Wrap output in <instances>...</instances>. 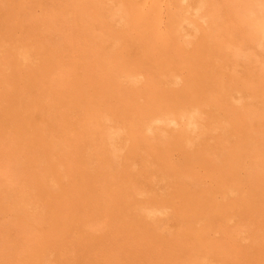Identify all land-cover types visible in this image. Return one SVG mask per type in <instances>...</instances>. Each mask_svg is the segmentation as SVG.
<instances>
[{
  "label": "rangeland",
  "instance_id": "rangeland-1",
  "mask_svg": "<svg viewBox=\"0 0 264 264\" xmlns=\"http://www.w3.org/2000/svg\"><path fill=\"white\" fill-rule=\"evenodd\" d=\"M0 4V264H264V0Z\"/></svg>",
  "mask_w": 264,
  "mask_h": 264
},
{
  "label": "bare ground",
  "instance_id": "bare-ground-1",
  "mask_svg": "<svg viewBox=\"0 0 264 264\" xmlns=\"http://www.w3.org/2000/svg\"><path fill=\"white\" fill-rule=\"evenodd\" d=\"M0 1H1V0H0ZM3 1H4V0H3ZM15 1H16V0H15ZM41 1H42V0H41ZM55 1H56V0H55ZM61 1H62V0H61ZM165 1H166V0H165ZM224 1H225V0H224ZM250 1H251V0H250ZM253 1H254V0H253ZM44 2H45V1H44ZM215 2H217V1H215ZM242 2H243V1H242ZM102 3H103V2H102ZM44 4H46V2H45ZM44 4H43V5H44ZM47 4H49V3H47ZM162 4H164V2H163ZM242 4H243V3H242ZM252 4H253V2H252ZM0 5H1V4H0ZM21 5H22V4H21ZM41 5H42V4H41ZM67 5H68V4H67ZM76 5H77V4H76ZM148 5H149V4H148ZM169 5H170V4H169ZM23 6L25 7V5H23ZM56 6H57V5H56ZM146 6H147V5H146ZM218 6H219V5H218ZM221 6H222V4H221ZM245 6H246V4H245ZM253 6H254V4H253ZM45 7L47 8L46 5L44 6V9H45ZM49 7H50V6H49ZM49 7H48V8H49ZM52 7H53V6H52ZM96 7H97V6H96ZM163 7H164V5H163ZM228 7H229V6H228ZM234 7H235V6H234ZM243 7H244V5H243ZM26 8H27V6H26ZM219 8H220V7H219ZM252 8H253V7H252ZM1 9H2V8H1ZM3 9H4V7H3ZM24 9H25V8H24ZM42 9H43V8H42ZM56 9H57V8H56ZM217 9H218V8H217ZM231 9H232V8H231ZM241 9H244V8H241ZM38 10H39V9H38ZM46 10H48V9H46ZM54 10H55V9H54ZM97 10H98V8H97ZM107 10H108V9H107ZM107 10H105V11H107ZM226 10H227V9H226ZM228 10H229V9H228ZM245 10H247V9H245ZM257 10H258V9H257ZM22 11H23V10H22ZM24 11H25V10H24ZM24 11H23V12H24ZM100 11H101V10H100ZM251 11H253V10L251 9ZM262 11H263V10H262ZM45 12H46V11H45ZM64 12H65V11H64ZM163 12H164V11H163ZM247 12H248V11H247ZM256 12H257V11H256ZM5 13H6V12H5ZM19 13H21V11H20ZM29 13H30V12H29ZM121 13H122V12H121ZM213 13H214V12H213ZM219 13H220V12H219ZM225 13L227 14L228 11L225 12ZM259 13H260V12H259ZM21 14H22V13H21ZM21 14H20V15H21ZM37 14H38V13H37ZM58 14H59V13H58ZM220 14H221V13H220ZM234 14H235V13H234ZM242 14H243V13H242ZM1 15H2V14H1ZM20 15H19V16H20ZM222 15H223V14H222ZM222 15H221V16H222ZM231 15H232V14H231ZM250 15H251V13H250ZM4 16H6V15H4ZM26 16H27V15H26ZM111 16H112V15H111ZM115 16H116V15H115ZM182 16H183V15H182ZM233 16H234V15H233ZM238 16H239V15H238ZM2 17H3V16H2ZM28 17H29V16H28ZM30 17H34V16H31V15H30ZM103 17H104V16H103ZM163 17H164V16H163ZM222 17H223V16H222ZM224 17H225V16H224ZM230 17H231V16H230ZM255 17H256V16H255ZM259 17H260V16H259ZM19 18H20V17H19ZM106 18H107V15H106ZM110 18H111V17H110ZM216 18H217V17H216ZM239 18H240V16H239ZM246 18H247V16H246ZM26 19H27V18H26ZM212 19H213V18H212ZM241 19H243V18H241ZM250 19H251V18H250ZM262 19H263V18H262ZM21 20H22V19H21ZM86 20H87V19H86ZM110 20H111V19H110ZM110 20H109V21H110ZM210 20H211V19H210ZM210 20H208V21H210ZM221 20H222V19H221ZM231 20H232V19H231ZM253 20H254V19H253ZM17 21H18V20H17ZM22 21H23V20H22ZM47 21H48V20H47ZM58 21H59V20H58ZM109 21H108V22H109ZM211 21H212V20H211ZM243 21H244V20H243ZM32 22H33V21H32ZM60 22H61V21H60ZM214 22L216 23V21H214ZM24 23H25V22H24ZM29 23H30V22H29ZM109 23H110V22H109ZM209 23H210V22H209ZM236 23H238V21H237ZM241 23H242V22H241ZM10 24H11V23H10ZM26 24H27V23H26ZM229 24H230V23H229ZM234 24H235V23H234ZM53 25H54V24H53ZM59 25H60V24H59ZM112 25H113V24H112ZM126 25H127V24H126ZM219 25H220V24H219ZM226 25H228V24H226ZM241 25H242V24H241ZM249 25H250V24H249ZM256 25H257V24H256ZM60 26H61V25H60ZM162 26H163V25H162ZM211 26H212V25H211ZM214 26H215V25H214ZM239 26H240V25H239ZM244 26H245V25H244ZM232 27H233V26H232ZM240 27H241V26H240ZM247 27H248V26H247ZM13 28H14V27H13ZM26 28H27V27H26ZM67 28H68V27H67ZM88 28H89V27H88ZM208 28H209V27H208ZM229 28H230V27H229ZM209 29H211V28H209ZM13 30H14V29H13ZM26 30H27V29H26ZM59 30H61V29L59 28ZM247 30H248V29H247ZM22 31H24V30H22ZM64 31H65V30H64ZM89 31H90V30H89ZM248 31H249V30H248ZM20 32H21V31H20ZM108 32H109V31H108ZM213 32H214V31H213ZM221 32H222V31H221ZM21 33H22V32H21ZM24 33H25V32H24ZM64 33H65V32H64ZM96 33H97V31H96ZM173 33H174V32H173ZM247 33H248V32H247ZM249 33H250V32H249ZM249 33H248V34H249ZM62 34H63V33H62ZM62 34H61V35H62ZM170 34H171V33H170ZM215 34H216V33H215ZM227 34H228V33H227ZM239 34H240V33H239ZM20 35H21V34H20ZM93 35L95 36V34H93ZM98 35H99V34H98ZM243 35H245V34H243ZM249 35H250V34H249ZM65 36H66V35H65ZM87 36H88V35H87ZM101 36H102V35H101ZM101 36H100V37H101ZM133 36H134V34H133ZM175 36H176V35H175ZM221 36H222V35H221ZM225 36H226V35H225ZM227 36H228V35H227ZM235 36H236V34H235ZM240 36H241V35H240ZM247 36H248V35H247ZM251 36H253V35H251ZM46 37H47V35H46ZM57 37H59V35H58ZM67 37H68V36H67ZM67 37H66V38H67ZM100 37H99V38H100ZM102 37H103V36H102ZM102 37H101V38H102ZM105 37H106V36H105ZM204 37H206V36H204ZM208 37H209V36H208ZM222 37H223V36H222ZM263 37H264V36H263ZM64 38H65V37H64ZM90 38H91V36H90ZM92 38H93V37H92ZM199 38H200V37H199ZM224 38H225V37H224ZM230 38H231V37H230ZM234 38H235V37H234ZM239 38H240V37H239ZM242 38H243V37H242ZM245 38H246V35H245ZM247 38H248V37H247ZM2 39H3V38H2ZM45 39H46V38H45ZM50 39L54 40L53 38H50ZM60 39H61V38H60ZM80 39H81V38H80ZM161 39H162V38H161ZM193 39H195V38H193ZM196 39H197V38H196ZM205 39H206V38H205ZM235 39H236V38H235ZM256 39H257V38H256ZM256 39H255V40H256ZM40 40H41V38H40ZM43 40H44V39H43ZM56 40H57V39H56ZM56 40H55V41H56ZM65 40H66V39H65ZM72 40H73V39H72ZM87 40H88V39H87ZM94 40H95V39H94ZM98 40H99V39H98ZM98 40H97V42H98ZM104 40H105V38H104ZM239 40H242V39L240 38ZM50 41H51V40H50ZM105 41H106V40H105ZM126 41H127V40H126ZM188 41H189V40H188ZM205 41H206V40H205ZM243 41H244V40H243ZM257 41H258V39H257ZM24 42H25V40H24ZM26 42H27V41H26ZM39 42H40V41H39ZM43 42H44V41H43ZM53 42H54V41H53ZM91 42H92V41H91ZM95 42H96V41H95ZM97 42H96V43H97ZM207 42H208V40H207ZM207 42H206V43H207ZM229 42H230V41H229ZM236 42H237V41H236ZM252 42H253V40H252ZM46 43H47V42H46ZM51 43H52V42H51ZM66 43H67V42H66ZM89 43H90V41H89ZM170 43H171V42H170ZM176 43H178V42H176ZM199 43H200V42H199ZM220 43H221V42H220ZM227 43H228V42H227ZM47 44H48V43H47ZM52 44H53V43H52ZM52 44H50V46H51ZM54 44H55V43H54ZM54 44H53V46H54ZM56 44H57V43H56ZM80 44H81V43H80ZM90 44H91V43H90ZM99 44H100V43H99ZM103 44H104V43H102V45H103ZM110 44H111V43H110ZM112 44H113V43H112ZM196 44H197V43H196ZM234 44H235V43H234ZM246 44H247V43H246ZM32 45H33V44H32ZM44 45H46V44H44ZM59 45H60V44H59ZM147 45H148V44H147ZM236 45H237V44H236ZM88 46H90V45H88ZM119 46H120V45H119ZM137 46H138V45H137ZM164 46H165V45H164ZM185 46H186V45H185ZM238 46H239V45H238ZM238 46H237V47H238ZM42 47H43V46H42ZM77 47H78V46H77ZM97 47H98V46H97ZM145 47H146V46H145ZM145 47H144V48H145ZM167 47H168V46H167ZM226 47H227V46H226ZM240 47H241V46H240ZM246 47H247V46H246ZM246 47H245V48H246ZM26 48H27V47H26ZM58 48H59V47H58ZM91 48H93V46H91ZM171 48H172V47H171ZM217 48H218V47H217ZM222 48H223V47H222ZM69 49H70V48H69ZM89 49H90V48H89ZM108 49H110V48H108ZM112 49H113V48H112ZM125 49H126V48H125ZM188 49H189V48H188ZM227 49H228V48H227ZM239 49H240V48H239ZM58 50H59V49H58ZM76 50H77V49H76ZM84 50H85V49H84ZM129 50H130V49H129ZM175 50H176V49H175ZM208 50H209V49H208ZM247 50H248V49H247ZM253 50H254V49H253ZM31 51H32V50H31ZM153 51H154V50H153ZM182 51H183V50H182ZM185 51H186V50H185ZM231 51H232V50H231ZM4 52H5V51H4ZM55 52H56V51H55ZM65 52H66V51H65ZM87 52H88V51H87ZM104 52H105V50H104ZM104 52H103V53H104ZM159 52H160V51H159ZM176 52H177V51H176ZM190 52H191V51H190ZM203 52H204V51H203ZM241 52H242V51H241ZM57 53H58V52H57ZM61 53H62V52H61ZM126 53H127V52H126ZM151 53H152V52H151ZM182 53H183V52H182ZM187 53H188V52H187ZM209 53H210V52H209ZM223 53H224V52H223ZM223 53H222V54H223ZM33 54H34V53H33ZM69 54H70V53H69ZM97 54H99V53H97ZM131 54H132V53H131ZM136 54H137V52H136ZM178 54H179V53H178ZM188 54H189V53H188ZM188 54H187V55H188ZM217 54H218V53H217ZM66 55H67V54H66ZM87 55H88V53H87ZM95 55H96V54H95ZM100 55H101V54H100ZM152 55H153V54H152ZM154 55H155V54H154ZM162 55H163V54H162ZM225 55H226V53H225ZM230 55H231V54H230ZM0 56H2V55H0ZM33 56H34V55H33ZM60 56H61V55H60ZM90 56H91V55H90ZM128 56H129V55H128ZM145 56H146V55H145ZM178 56H179V55H178ZM36 57H37V56H36ZM87 57H88V56H87ZM100 57H101V56H100ZM124 57H125V56H124ZM148 57H149V56H148ZM158 57H159V56H158ZM160 57H161V56H160ZM160 57H159V58H160ZM186 57H187V56H186ZM230 57H231V56H230ZM239 57H240V56H239ZM241 57H242V56H241ZM168 58H169V57H168ZM232 58H233V57H232ZM37 59H38V58H37ZM62 59H63V58H62ZM95 59H96V58H95ZM132 59H133V58H132ZM132 59H131V60H132ZM163 59H164V58H163ZM163 59H162V60H163ZM170 59H171V58H170ZM179 59H180V58H179ZM183 59H184V58H183ZM193 59H195V58H193ZM66 60H67V59H66ZM166 60H167V59H166ZM202 60H203V59H202ZM237 60H238V59H237ZM255 60H256V59H255ZM83 61H84V60H83ZM86 61H87V60H86ZM127 61H128V60H127ZM132 61H135V60H132ZM142 61H143V60H142ZM184 61H185V59H184ZM204 61H205V60H204ZM217 61H218V60H217ZM107 62H108V61H107ZM245 62H246V61H245ZM110 63H111V62H110ZM156 63H157V62H156ZM202 63H203V62H202ZM219 63H220V62H219ZM1 64H2V63H1ZM9 64H10V63H9ZM144 64H145V63H144ZM181 64H182V63H181ZM224 64H225V63H224ZM229 64H230V63H229ZM243 64H244V62H243ZM2 65H3V64H2ZM202 65H203V64H202ZM215 65H216V64H215ZM218 65H219V64H218ZM236 65H237V64H236ZM238 65H239V64H238ZM4 66H5V65H4ZM91 66H92V65H91ZM96 66H97V64H96ZM132 66H133V65H132ZM209 66H211V65H209ZM240 66H241V65H240ZM1 67H2V66H1ZM64 67H65V66H64ZM68 67H69V66H68ZM144 67H145V66H144ZM233 67H234V66H233ZM245 67H246V66H245ZM123 68H124V67H123ZM221 68L223 69V67H221ZM227 68H228V67H227ZM260 68H261V67H260ZM33 69H34V68H33ZM36 69H37V68H36ZM170 69H171V68H170ZM210 69H211V68H210ZM229 69H230V68H229ZM59 70H60V69H59ZM64 70H65V69H64ZM223 70H225V68H224ZM246 70H247V69H246ZM32 71H33V70H32ZM65 71H66V70H65ZM146 71H147V70H146ZM187 71H188V70H187ZM234 71H235V70H234ZM258 71H259V70H258ZM20 72H21V71H20ZM20 72H19V73H20ZM66 72H67V71H66ZM66 72H65V73H66ZM165 72H166V70H165ZM7 73H8V72H7ZM114 73H115V72H114ZM114 73H113V74H114ZM126 73H127V72H126ZM221 73H222V72H221ZM13 74H14V73H13ZM27 74H28V73H27ZM109 74H110V73H109ZM123 74H124V73H123ZM230 74H231V73H230ZM230 74H229V75H230ZM7 75H8V74H7ZM11 75H12V74H11ZM17 75H18V74H17ZM29 75H30V74H29ZM141 75H142V73H141ZM156 75H157V74H156ZM212 75H213V73H212ZM217 75H218V74H217ZM233 75H235V77H236V74H233ZM233 75H232V76H233ZM247 75H249V74H247ZM255 75H256V74H255ZM2 76H3V75H2ZM2 76H0V77H2ZM214 76H215V75H214ZM245 76H246V75H245ZM13 77H14V76H13ZM104 77H105V76H104ZM155 77H156V76H155ZM160 77H161V76H160ZM235 77H234V78H235ZM123 78H124V77H123ZM203 78H204V77H203ZM220 78H221V76H220ZM222 78H223V77H222ZM237 78H238V77H237ZM239 78H240V76H239ZM9 79H10V78H9ZM27 79H28V78H27ZM108 79H109V78H108ZM119 79H120V78H119ZM141 79H142V78H141ZM148 79H149V78H148ZM197 79H198V78H197ZM216 79H217V78H216ZM114 80H115V79H114ZM116 80H117V79H116ZM121 80H123V79H121ZM121 80H120V81H121ZM145 80H146V79H145ZM11 81H12V80H11ZM17 81H18V80H17ZM21 81H22V80H21ZM23 81H24V80H23ZM111 81H112V80H111ZM124 81H125V80H124ZM142 81H143V80H142ZM142 81H141V83H142ZM146 81H147V80H146ZM193 81H195V80H193ZM197 81H198V80H197ZM212 81H213V80H212ZM242 81H243V80H242ZM55 83H56V81H55ZM126 83H127V81H126ZM141 83H140V84H141ZM188 83H189V81H188ZM229 83H230V81H229ZM29 84H30V83H29ZM186 84H187V83H186ZM198 84H199V83H198ZM22 85H23V84H22ZM26 85H27V84H26ZM42 85H43V84H42ZM57 85H58V84H57ZM102 85L104 86V84H102ZM193 85H195V84H193ZM219 85H220V84H219ZM231 85H232V84H231ZM17 86H18V85H17ZM43 86H44V85H43ZM95 86H96V85H95ZM110 86H111V85H110ZM122 86H123V85H122ZM126 86H127V85H126ZM52 87H53V86H52ZM101 87H102V86H101ZM105 87H107V86H105ZM123 87H124V86H123ZM184 87H185V85H184ZM203 87H204V86H203ZM209 87H210V86H209ZM53 88H54V87H53ZM83 88H84V87H83ZM116 88H117V87H116ZM121 88H122V87H121ZM128 88H129V87H128ZM182 88H183V87H182ZM218 88H219V87H218ZM51 89H52V88H51ZM79 89H80V88H79ZM105 89H106V88H105ZM126 89H127V88H126ZM157 89H158V88H157ZM193 89H195V88H193ZM207 89H209V88L207 87ZM207 89H206V90H207ZM42 90H43V89H42ZM112 90H113V89H112ZM117 90H118V89H117ZM169 90H171V89H169ZM178 90H179V89H178ZM98 91H99V90H98ZM131 91H132V90H131ZM126 92H127V91H126ZM214 92H215V91H214ZM227 92H228V91H227ZM51 93H52V92H51ZM75 93H77V92H75ZM92 93H93V92H92ZM101 93H102V92H101ZM121 93L124 94V92H121ZM204 93H205V92H204ZM204 93H203V94H204ZM234 93H235V92H234ZM115 94H116V92H115ZM198 94H199V93H198ZM200 94H201V93H200ZM200 94H199V95H200ZM57 95H58V94H57ZM70 95H71V94H70ZM107 95H108V94H107ZM125 95H126V94H125ZM147 95H148V94H147ZM242 95H243V94H242ZM19 96H20V95H19ZM35 96H36V95H35ZM84 96H85V95H84ZM200 96H201V95H200ZM207 96H208V95H207ZM207 96H206V97H207ZM116 97H117V96H116ZM31 98H33V97H31ZM35 98H36V97H35ZM84 98H85V97H84ZM120 98H122V97H120ZM200 98H201V97H200ZM231 98H232V97H231ZM29 99H30V97H29ZM217 99H218V97H217ZM217 99H216V100H217ZM224 99H225V98H224ZM228 99H229V98H228ZM125 100H126V99H125ZM131 100H132V99H131ZM187 100H188V99H187ZM199 100H200V99H199ZM120 101H121V99H120ZM171 101H172V100H171ZM217 101H218V100H217ZM71 102H72V101H71ZM107 102H108V101H107ZM137 102H138V101H137ZM222 102H223V101H222ZM222 102H221V103H222ZM254 102H255V101H254ZM254 102H251V103L253 104ZM60 103H61V102H60ZM118 103H119V102H118ZM167 103H168V102H167ZM169 103H170V102H169ZM215 103H216V102H215ZM231 103H232V102H231ZM245 103H246V102H245ZM245 103H244V104H245ZM251 103H250V104H251ZM75 104H76V103H75ZM110 104H111V103H110ZM112 104H113V103H112ZM123 104H124V103H123ZM125 104H126V103H125ZM137 104H138V103H137ZM140 104H141V103H140ZM172 104H173V103H172ZM180 104H181V103H180ZM196 104H198V103H196ZM207 104H208V103H207ZM213 104H214V103H213ZM233 104H234V103H233ZM241 104H242V103H241ZM250 104H249V106H250ZM72 105H73V104H72ZM138 105H139V104H138ZM187 105H188V104H187ZM210 105H211V104H210ZM215 105H216V104H215ZM227 105H228V104H227ZM84 106H85V105H84ZM113 106H114V105H113ZM176 106H177V105H176ZM205 106H206V105H205ZM224 106H225V105H224ZM28 107H29V106H28ZM62 107H63V106H62ZM111 107H112V106H111ZM185 107H186V106H185ZM233 107H235V106H233ZM245 107H247V106H245ZM118 108H119V107H118ZM134 108H135V107H134ZM138 108H139V107H138ZM177 108H180V107H177ZM198 108H199V107H198ZM204 108H205V107H204ZM211 108H212V106H211ZM222 108H223V107H222ZM249 108H250V107H249ZM44 109H46V108H44ZM64 109H65V108H64ZM72 109H73V108H72ZM139 109H140V108H139ZM181 109H183V108H181ZM224 109H226V108H224ZM227 109H228V108H227ZM227 109H226V110H227ZM229 109H231V108H229ZM229 109H228V110H229ZM236 109H237V108H236ZM245 109H246V108H245ZM254 109H255V107H254ZM52 110H53V109H52ZM74 110H75V109H74ZM113 110H114V109H113ZM207 110H208V109H207ZM207 110H206V111H207ZM209 110H210V109H209ZM211 110H212V109H211ZM213 110H214V109H213ZM250 110H253V109H250ZM256 110H257V109H256ZM104 111H105V110H104ZM223 111H224V110H223ZM231 111H233V110H231ZM181 112H182V111H181ZM191 112H192V111H191ZM208 112H209V111H208ZM211 112H212V111H211ZM226 112H227V111H226ZM242 112H243V111H242ZM257 112H258V111H257ZM123 113H124V112H123ZM183 113H184V112H183ZM185 113H186V112H185ZM205 113H206V112H205ZM39 114H40V113H39ZM79 114H80V112H79ZM219 114H220V113H219ZM228 114H229V113H228ZM82 115H83V114H82ZM229 115H230V114H229ZM253 115H254V114H253ZM177 116H178V114H177ZM220 116H221V115H220ZM248 116H249V115H248ZM18 117H19V116H18ZM73 117H74V116H73ZM80 117H81V116H80ZM82 117H83V116H82ZM90 117H91V116H90ZM120 117H121V116H120ZM138 117H139V116H138ZM161 117H163V116H161ZM210 117H212V116L210 115ZM214 117H215V116H214ZM229 117H230V116H229ZM231 117H232V116H231ZM250 117H251V116H250ZM114 118H116V117H114ZM133 118H134V117H133ZM165 118H166V117H165ZM246 118H249V117H246ZM17 119H18V118H17ZM53 119H54V118H53ZM73 119H74V118H73ZM87 119H88V118H87ZM129 119H130V118H129ZM129 119H127V120H129ZM158 119H160V118H158ZM162 119L164 120V118H162ZM206 119H207V118H205V120H206ZM212 119H213V118H212ZM232 119H233V118H232ZM251 119H252V118H251ZM15 120H16V119H15ZM55 120H56V119H55ZM62 120H63V119H62ZM70 120H71V119H70ZM92 120H93V119H92ZM123 120H125V119H123ZM127 120H126V122H127ZM154 120H155V119H154ZM205 120H204V121H205ZM213 120H214V119H213ZM247 120H248V119H247ZM131 121H132V120H131ZM173 121H174V120H173ZM176 121H178V120H176ZM182 121H183V120H182ZM235 121H236V120H235ZM256 121H257V120H256ZM46 122H48V121H46ZM67 122H68V121H66V123H67ZM89 122H90V121H89ZM113 122H114V121H113ZM124 122H125V121H124ZM136 122H137V121H136ZM164 122H165V121H164ZM220 122L222 123V121H220ZM238 122H240V121H238ZM241 122H243V121H241ZM250 122H251V121H250ZM257 122H259V121H257ZM56 123H57V122H56ZM68 123H69V122H68ZM70 123H71V122H70ZM70 123H69V124H70ZM114 123H115V122H114ZM145 123H146V122H145ZM151 123H152V122H151ZM151 123H149V124H151ZM155 123H156V122H155ZM179 123H180V122H179ZM60 124H62V123H60ZM89 124H90V123H89ZM110 124H111V123H110ZM121 124H122V123H121ZM152 124H153V123H152ZM166 124H167V123H166ZM246 124H249V123L247 122ZM259 124H260V123H259ZM45 125H46V124H45ZM47 125H49V124H47ZM47 125H46V126H47ZM55 125H56V124H55ZM75 125H76V124H75ZM75 125H74V126H75ZM145 125H146V124H145ZM153 126H154V125H153ZM161 126H163V125H161ZM204 126H205V125H204ZM224 126H225V125H224ZM53 127H55V126H53ZM59 127H60V126H58V128H59ZM65 127H66V126H65ZM106 127H107V126H106ZM116 127H117V126H116ZM123 127H124V126H123ZM165 127H166V126H165ZM248 127H249V126H248ZM125 128H126V127H125ZM159 128H160V126H159ZM222 128H224V127H222ZM225 128H226V127H225ZM244 128H245V127H244ZM49 129H51V128H49ZM53 129H54V128H53ZM69 129H71V128H68V130H69ZM91 129H92V128H91ZM105 129H106V128H105ZM163 129H164V128H163ZM169 129H170V128H169ZM261 129H262V128H261ZM68 130H67V131H68ZM139 130H140V129H139ZM164 130H165V129H164ZM207 130H208V129H207ZM250 130H251V129H250ZM257 130H258V128H257ZM8 131H9V130H8ZM61 131H62V130H61ZM65 131H66V130H65ZM67 131H66V132H67ZM74 131H75V128H74ZM107 131H108V130H107ZM146 131H147V130H146ZM159 131H160V130H159ZM221 131H222V130H221ZM221 131H220V132H221ZM254 131H256V130H254ZM52 132H53V131H52ZM72 132H73V131H72ZM91 132H92V130H91ZM96 132H97V131H96ZM102 132H103V131H102ZM162 132H163V131H162ZM42 133H43V132H42ZM57 133H58V132H57ZM63 133H64V132H63ZM97 133H98V132H97ZM99 133H100V132H99ZM157 133H158V132H157ZM168 133H169V132H168ZM181 133H182V132H181ZM54 134H55V133H54ZM64 134H65V133H64ZM76 134H77V133H76ZM121 134H122V133H121ZM130 134H131V133H130ZM217 134H218V133H217ZM221 134H222V133H221ZM224 134H225V133H224ZM256 134H257V133H256ZM97 135H98V134H97ZM97 135H96V136H97ZM105 135H107V134H105ZM144 135H145V134H144ZM215 135H216V134H215ZM215 135H214V136H215ZM246 135H247V134H246ZM252 135H253V133H252ZM25 136H26V135H25ZM54 136H55V135H54ZM58 136H59V135H58ZM58 136H57V137H58ZM77 136H78V135H77ZM103 136H104V135H103ZM107 136H108V135H107ZM109 136H110V135H109ZM179 136H180V135H179ZM206 136H207V135H206ZM210 136H211V135H210ZM221 136H222V135H220V137H221ZM224 136H225V135H224ZM34 137H35V136H34ZM34 137H33V138H34ZM71 137H72V136H71ZM142 137H143V136H142ZM159 137H160V136H159ZM167 137H168V136H167ZM35 138H36V137H35ZM66 138H67V136H66ZM73 138H74V137H73ZM133 138H134V137H133ZM135 138H136V137H135ZM155 138H156V137H155ZM157 138H158V137H157ZM157 138H156V140H157ZM168 138H169V137H168ZM182 138H183V137H182ZM206 138H207V137H206ZM208 138H209V137H208ZM217 138H218V137H217ZM26 139H27V137H26ZM55 139H57V138H55ZM75 139H76V137H75ZM153 139H154V138H153ZM221 139H222V138H221ZM226 139H227V138H226ZM257 139H258V138H257ZM67 140H68V138H67ZM69 140H70V139H69ZM80 140H81V139L79 138V141H80ZM90 140H92V139H90ZM90 140L87 141V143H88V142H91ZM158 140H159V139H158ZM163 140H164V139H163ZM184 140H185V139H184ZM203 140H204V139H203ZM209 140H210V138H209ZM223 140H224V139H223ZM55 141H56V140H54V142H55ZM77 141H78V140H77ZM77 141H75V142H77ZM93 141H94V139H93ZM95 141H96V140H95ZM139 141H140V139H139ZM153 141H154V140H153ZM214 141L216 142V139H215ZM58 142H59V141H58ZM61 142H62V141H61ZM66 142H67V141H66ZM75 142H74V143H75ZM81 142H82V141H81ZM97 142H99V141H97ZM97 142H96V143H97ZM133 142H134V141H133ZM162 142H163V141H162ZM225 142H226V141H225ZM263 142H264V140H263ZM69 143H70V142H69ZM91 143H92V145H94L93 142H91ZM130 143H132V142H130ZM141 143H142V142H141ZM165 143H166V142H165ZM216 143H217V142H216ZM220 143H221V140H220ZM228 143H229V141H228ZM75 144H76V143H75ZM83 144H84V143H83ZM142 144H143V143H142ZM180 144H181V143H180ZM193 144H195V143H193ZM209 144H210V143H209ZM233 144H234V142H233ZM88 145H89V144H88ZM131 145H132V144H131ZM168 145H169V143H168ZM177 145H178V144H177ZM218 145H219V144H218ZM225 145H226V144H225ZM230 145H231V144H230ZM230 145H229V148H230ZM262 145H263V144H262ZM73 146H74V145H73ZM79 146H80V145H79ZM81 146H82V145H81ZM139 146L143 147V146L140 145V144H139ZM196 146H198V145H196ZM210 146H211V145H210ZM210 146H209V147H210ZM247 146H248V144H247ZM54 147H56V146H54ZM57 147H58V146H57ZM61 147H62V146H61ZM96 147H97V146H96ZM98 147H99V146H98ZM137 147H138V146H137ZM137 147H136V148H137ZM146 147H147V146H146ZM203 147H204V146H203ZM209 147H208V148H209ZM227 147H228V146H227ZM260 147H262V146H260ZM27 148H28V147H27ZM35 148H36V147H35ZM44 148H45V147H44ZM83 148H86V147L84 146ZM131 148H132V147H131ZM204 148H205V147H204ZM204 148H203V149H204ZM208 148H206V149H208ZM220 148H221V146H220ZM41 149H42V148H41ZM71 149H72V148H71ZM76 149H77V148H76ZM80 149H81V148H80ZM86 149H87V148H86ZM94 149H95V148H94ZM109 149H110V148H109ZM129 149H130V148H129ZM142 149H143V148H142ZM177 149H178V148H177ZM177 149H176V150H177ZM196 149H197V148H196ZM230 149H231V148H230ZM260 149H261V148H260ZM82 150H83V149H82ZM87 150H88V149H87ZM125 150H126V148H125ZM140 150H141V149H140ZM151 150H153V149H151ZM176 150H175V151H176ZM192 150H193V149H192ZM253 150H254V149H253ZM38 151H39V150H38ZM57 151H58V150H57ZM84 151H85V150H84ZM94 151H95V150H94ZM94 151H93V152H94ZM98 151H99V150H98ZM193 151H195V150H193ZM210 151H211V150H210ZM213 151H214V150H213ZM33 152H34V151H33ZM36 152H37V151H36ZM87 152H88V151H87ZM89 152H90V151H89ZM96 152H97V151H96ZM99 152H100V151H99ZM109 152H110V150H109ZM139 152H140V151H139ZM143 152H144V151H143ZM152 152H153V151H152ZM187 152H188V151H187ZM195 152H196V151H195ZM211 152H212V151H211ZM259 152H260V151H259ZM40 153H41V152H40ZM79 153H80V152H79ZM94 153H95V152H94ZM207 153H209V151H208ZM47 154H48V153H47ZM59 154H60V153H59ZM59 154H58V155H59ZM62 154H63V153H62ZM72 154H73V152H72ZM72 154H70V155H72ZM85 154H87V153H85ZM88 154H89V153H88ZM88 154H87V155H88ZM90 154H91V153H90ZM95 154H96V153H95ZM95 154H94V155H95ZM125 154H127V153H125ZM141 154H142V153H141ZM179 154H181V153H179ZM36 155H37V154H36ZM39 155H40V154H39ZM104 155H105V154H104ZM111 155L113 156V154H111ZM128 155H130V154H128ZM137 155H139V154H137ZM188 155H189V154H188ZM53 156H54V155H53ZM83 156H84V155H83ZM158 156H159V155H158ZM179 156H180V155H179ZM226 156H228V155H226ZM79 157H80V156H79ZM79 157H77V158H79ZM87 157H88V156H87ZM89 157H90V156H89ZM97 157H98V156H97ZM97 157H95V158H97ZM132 157L134 158V156H132ZM171 157H172V155H171ZM174 157H175V156H174ZM68 158H70V157H68ZM91 158H92V157H91ZM133 158H132V159H133ZM172 158H173V157H172ZM213 158H214V156H213ZM216 158H217V157H216ZM221 158H222V157H221ZM16 159H17V158H16ZM18 159H19V158H18ZM124 159H125V158H124ZM132 159H130V160H132ZM140 159H141V157H140ZM146 159H147V158H146ZM174 159H175V158H174ZM207 159H208V158H207ZM214 159H215V158H214ZM217 159H218V158H217ZM249 159H250V158H249ZM19 160H20V159H19ZM26 160H27V159H26ZM47 160H48V159H47ZM63 160H64V158H63ZM76 160H77V159H76ZM85 160H86V159H85ZM89 160H90V159H89ZM93 160H94V159H93ZM95 160H96V159H95ZM112 160H113V159H112ZM127 160H128V159H127ZM144 160H145V159H144ZM171 160H172V159H171ZM251 160H252V159H251ZM23 161H24V160H23ZM69 161H70V160H69ZM99 161H100V160H99ZM158 161H159V160H158ZM79 162H80V160H79ZM90 162H91V160H90ZM117 162H118V161H117ZM137 162H138V161H137ZM151 162H152V161H151ZM159 162H160V161H159ZM181 162H182V161H181ZM249 162H250V161H249ZM20 163H21V162H20ZM39 163H40V162H39ZM64 163H65V162H64ZM82 163H84V162H82ZM85 163H86V162H85ZM94 163H96V162H94ZM94 163H93V164H94ZM118 163H119V162H118ZM121 163H122V162H121ZM134 163H135V162H134ZM141 163H142V162H141ZM216 163H218V162H215V164H216ZM220 163H221V161H220ZM251 163H253V162H251ZM257 163H258V161H257ZM259 163H260V162H259ZM3 164H4V163H3ZM14 164H15V163H14ZM76 164H77V163H76ZM76 164H75V165H76ZM86 164H87V163H86ZM90 164H91V163H90ZM130 164H131V163H130ZM153 164H154V163H153ZM173 164H174V163H173ZM182 164H183V162H182ZM187 164H188V163H187ZM190 164H192V163H190ZM190 164H189V165H190ZM63 165H64V164H63ZM67 165H68V164H67ZM73 165H74V164H73ZM136 165H138V164L136 163ZM150 165H151V164H150ZM163 165H164V164H163ZM253 165H254V164H253ZM17 166H19V164H18ZM60 166H61V165H60ZM76 166H77V165H76ZM93 166H94V165H93ZM102 166H103V165H102ZM109 166H110V165H109ZM127 166H130V165H127ZM131 166H132V165H131ZM139 166H140V165H139ZM177 166H178V165H177ZM12 167H13V166H12ZM64 167H65V166H64ZM70 167H71V166H70ZM106 167H107V166H106ZM106 167H105V168H106ZM112 167H113V166H112ZM124 167H126V166H124ZM153 167H154V166H153ZM182 167H184V166H182ZM189 167H190V166H189ZM217 167H218V166H217ZM243 167H244V166H243ZM243 167H242V168H243ZM0 168H1V167H0ZM60 168H61V167H60ZM80 168H81V167H80ZM84 168H86V167H84ZM84 168H83V169H84ZM105 168H104V170H105ZM107 168H108V167H107ZM107 168H106V169H107ZM139 168H140V167H139ZM163 168H164V167H163ZM180 168H181V167H180ZM212 168H213V166H212ZM1 169H2V168H1ZM11 169H12V168H11ZM15 169H16V167H15ZM21 169H22V168H21ZM61 169H62V168H61ZM73 169H74V168H73ZM78 169H79V168H78ZM86 169H87V168H86ZM97 169H98V168H97ZM112 169H113V168H112ZM195 169H196V168H195ZM261 169H262V168H261ZM261 169H260V170H261ZM70 170H71V169H70ZM95 170H96V168H95ZM99 170H100V169H99ZM108 170H109V169H108ZM113 170H114V169H113ZM121 170H122V168H121ZM124 170H125V169H124ZM132 170H133V169H132ZM190 170H191V169H190ZM18 171H20V170H18ZM27 171H28V170H27ZM45 171H46V170H45ZM77 171H78V170H77ZM110 171H111V169H110ZM118 171H119V170H118ZM118 171H117V172H118ZM129 171H130V170H129ZM139 171H140V170H139ZM152 171H154V170H152ZM155 171H156V170H155ZM155 171H154V172H155ZM187 171H188V170H187ZM191 171H192V170H191ZM191 171H189V172H191ZM22 172H23V171H22ZM64 172H65V171H64ZM75 172H76V171H75ZM92 172H93V171H92ZM114 172H115V171H114ZM114 172H113V174H114ZM140 172H141V171H140ZM148 172H149V171H148ZM150 172H151V171H150ZM159 172H160V171H159ZM16 173H17V172H16ZM20 173H21V172H20ZM27 173H28V172H27ZM27 173H26V174H27ZM30 173H31V172H30ZM85 173H87L86 170H85ZM85 173H84V175H85ZM95 173H96V171H95ZM99 173H101V170H100ZM110 173H111V172H110ZM151 173H152V172H151ZM151 173H150V174H151ZM250 173H251V172H250ZM18 174H19V173H18ZM70 174H71V173H70ZM81 174H82V173H81ZM90 174H91V173H90ZM96 174H97V173H96ZM118 174H119V173H118ZM132 174H133V173H132ZM132 174H131V175H132ZM136 174H137V173H136ZM239 174H240V173H239ZM246 174H247V173H246ZM20 175H21V174H20ZM74 175H75V174H74ZM86 175H87V174H86ZM86 175H85V177H86ZM103 175H104V173H103ZM103 175L101 176L102 178H103ZM110 175H111V174H109V176H110ZM121 175H122V174H121ZM159 175H160V173H159ZM163 175H164V174H163ZM248 175H249V174H248ZM15 176H16V175H15ZM28 176H29V175H28ZM49 176H50V175H49ZM63 176H64V175H63ZM63 176H62V177H63ZM111 176H112V175H111ZM117 176H118V175H117ZM142 176H143V175H142ZM170 176L172 177V175H170ZM177 176H178V175H177ZM206 176H207V175H206ZM46 177H48V176H46ZM62 177H61V178H62ZM71 177H72V176H71ZM91 177L95 178L94 173H93V175H92ZM106 177H107V176H106ZM115 177H116V176H115ZM115 177H114L113 180H115ZM128 177H129V176H128ZM148 177H149V176H148ZM207 177H208V176H207ZM245 177H246V176H245ZM23 178H25V177H23ZM29 178H31V177L29 176ZM77 178H78V177H77ZM102 178H101V179H102ZM104 178H105V177H104ZM116 178H117V177H116ZM165 178H166V177H165ZM183 178H184V177H183ZM186 178H187V177H186ZM186 178H185V179H186ZM239 178H240V177H239ZM242 178H243V177H242ZM246 178H247V177H246ZM246 178H245V180H246ZM251 178H252V176H251ZM20 179H21V178H20ZM74 179H75V178H74ZM95 179H96V178H95ZM107 179H108V178H107ZM121 179H122V178H121ZM144 179H145V178H144ZM180 179H182V178H180ZM187 179H188V178H187ZM240 179H241V178H240ZM50 180H51V178H50ZM71 180H72V179H71ZM104 180H105V179H104ZM113 180H112V181H113ZM177 180H178V179H177ZM177 180H176V181H177ZM234 180H235V179H234ZM10 181H11V180H10ZM23 181H24V180H23ZM25 181H26V180H25ZM98 181H99V180H98ZM102 181H103V180H102ZM115 181H116V180H115ZM119 181H120V180H119ZM121 181H122V180H121ZM135 181H137V180H135ZM141 181H142V179H141ZM147 181H148V180H147ZM153 181H154V180H153ZM188 181H189V180H188ZM232 181H233V180H232ZM235 181H236V180H235ZM238 181H239V180H238ZM240 181H241V180H240ZM240 181H239V182H240ZM29 182H30V181H29ZM54 182H55V181H54ZM70 182H71V181H70ZM85 182H86V181H85ZM105 182H106V180H105ZM174 182H175V181H174ZM184 182H185V181H184ZM229 182H231V181H229ZM242 182H243V180H242ZM12 183H13V182H12ZM19 183H20V182H19ZM78 183H79V182H78ZM106 183H107V182H106ZM108 183H110V182H108ZM136 183H137V182H136ZM155 183H156V182H155ZM172 183H173V182H172ZM185 183H186V182H185ZM195 183H196V182H195ZM231 183H232V182H231ZM250 183H251V182H250ZM252 183H253V182H252ZM28 184H29V183H28ZM33 184H34V183H33ZM116 184H117V183H116ZM137 184H138V183H137ZM141 184H142V183H141ZM192 184H193V183H192ZM25 185H26V184H25ZM31 185H32V184H31ZM77 185H78V184H77ZM91 185H92V184H91ZM149 185H151V184H149ZM185 185H186V184H185ZM197 185H198V184H197ZM214 185H215V184H214ZM236 185H237V184H236ZM248 185H249V183H248ZM250 185H251V184H250ZM27 186H28V185H27ZM65 186H66V185H65ZM111 186H112V185H111ZM137 186H138V185H137ZM154 186H155V185H154ZM190 186H191V185H190ZM201 186H202V185H201ZM201 186H200V187H201ZM240 186H241V185H240ZM244 186H245V185H244ZM19 187H21V186H19ZM30 187H31V186H30ZM53 187H54V186H53ZM53 187H52V188H53ZM146 187H147V185H146L144 188H146ZM188 187H189V186H188ZM211 187H212V186H211ZM228 187H229V186H228ZM241 187H242V186H241ZM250 187H251V186H250ZM24 188H25V187H24ZM31 188H33V187H31ZM58 188H59V187H58ZM66 188H67V187H66ZM80 188H81V187H80ZM147 188H148V187H147ZM177 188H178V187H177ZM236 188H237V187H236ZM27 189H28V187H27ZM50 189H51V188H50ZM151 189H152V188H151ZM193 189H195V188H193ZM196 189H197V188H196ZM244 189H245V187H244ZM9 190H10V189H9ZM23 190H24V189H23ZM28 190H29V189H28ZM109 190H111V188H110ZM133 190H134V188H133ZM152 190H153V189H152ZM199 190H200V189H199ZM238 190H240V189H238ZM147 191H148V190H146V192H147ZM231 191H232V190H231ZM13 192H14V191H13ZM32 192H33V191H32ZM48 192H49V190H48ZM55 192H56V191H55ZM142 192H144V191H142ZM150 192H152V191H150ZM8 193H10V192H8ZM30 193H31V192H30ZM85 193H86V192H85ZM85 193H84V194H85ZM88 193H89V192H88ZM140 193H141V192H140ZM2 194H3V193H2ZM86 194H87V193H86ZM123 194H124V193H123ZM146 194H147V193H146ZM149 194H150V193H149ZM151 194H152V193H151ZM160 194H161V193H160ZM221 194H222V193H221ZM228 194H229V193H228ZM231 194H232V193H231ZM231 194H230V195H231ZM7 195L9 196V194H6V196H7ZM11 195H12V194H11ZM97 195H98V194H97ZM102 195H103V194H102ZM104 195H105V194H104ZM118 195H119V194H118ZM128 195H129V194H128ZM130 195H131V194H130ZM156 195L158 196V194H155V196H156ZM217 195H218V194H217ZM13 196H14V195H13ZM13 196H12V198H13ZM46 196H47V195H46ZM48 196H49V195H48ZM155 196H154V197H155ZM215 196H216V195H215ZM9 197H10V196H9ZM19 197H20V196H19ZM30 197H31V196H30ZM126 197H127V196H126ZM148 197H149V196H148ZM150 197H151V196H150ZM1 198H2V197H1ZM7 198H8V197H7ZM100 198H101V197H100ZM173 198H174V197H173ZM2 199H3V198H2ZM30 199H31V198H30ZM64 199H65V198H64ZM97 199H98V198H97ZM113 199H114V198H113ZM113 199H112V200H113ZM129 199H130V198H129ZM215 199H216V198H215ZM230 199H231V198H230ZM4 200H5V199H4ZM15 200H16V199H15ZM43 200H44V199H43ZM46 200L48 201V199H46ZM116 200H117V199H116ZM126 200H127V199H126ZM219 200H220V199H219ZM227 200H228V199H227ZM9 201H10V198H9ZM12 201H13V200H12ZM215 201H216V200H215ZM230 201H231V200H230ZM237 201H238V200H237ZM56 202H57V201H56ZM65 202H67V201H65ZM158 202H159V201H158ZM177 202H178V201H177ZM181 202H182V201H181ZM25 203H26V202H25ZM40 203H41V202H40ZM44 203H45V201L43 202V204H44ZM100 203H101V202H100ZM170 203H171V202H170ZM185 203H186V202H185ZM211 203H212V202H211ZM223 203H225V202H223ZM4 204H5V203H4ZM124 204H125V203H124ZM143 204H144V203H143ZM178 204H180V203H178ZM212 204H214V203H212ZM7 205H8V204H7ZM27 205H28V204H26V206H27ZM38 205H39V204H38ZM40 205H41V204H40ZM55 205H56V204H55ZM89 205H90V204H89ZM106 205H107V204H106ZM180 205H181V204H180ZM83 206H84V205H83ZM85 206H86V205H85ZM102 206H103V204H102ZM209 206L211 207V205H208V207H209ZM30 207H31V206H30ZM86 207H87V206H86ZM98 207H99V206H98ZM106 207H108V206H106ZM106 207H105V209H107ZM124 207H125V206H124ZM145 207H146V206H145ZM145 207H144V208H145ZM174 207H175V204H174ZM212 207H213V206H212ZM214 207H215V206H214ZM216 207H217V206H216ZM234 207H235V206H234ZM43 208H44V207H43ZM134 208H135V207H134ZM151 208H152V207H151ZM236 208H238V206H237ZM12 209H13V208H12ZM26 209H27V208H26ZM28 209H29V208H28ZM98 209H99V208H98ZM98 209H97V210H98ZM109 209H110V208H109ZM111 209H113V208H111ZM219 209H220V208H219ZM72 210H73V209H72ZM88 210H89V208H88ZM101 210H103V209H101ZM113 210H114V209H113ZM30 211H31V210H30ZM40 211H43V210H40ZM67 211H69V210L67 209ZM83 211H84V210H83ZM93 211H94V210H93ZM103 211H104V210H103ZM132 211H133V210H132ZM132 211H131V212H132ZM137 211H138V209H137ZM209 211H210V210H209ZM215 211H216V210H215ZM218 211H219V210H218ZM248 211H249V210H248ZM248 211H245V212H248ZM21 212H22V210H21ZM27 212H28V211H27ZM91 212H92V211H91ZM108 212H109V211H108ZM113 212H114V211H113ZM113 212H111V213L114 214ZM126 212H127V211H126ZM133 212H135V211H133ZM22 213H24V212H22ZM83 213H84V212H83ZM97 213H99V212H97ZM100 213H101V212H100ZM111 213H110V214H111ZM142 213H143V212H142ZM187 213H188V212H187ZM11 214H12V213H11ZM28 214H29V213H28ZM66 214H67V213H65V215H66ZM104 214H105V213H104ZM135 214H137V213L135 212ZM135 214H134V215H135ZM143 214H144V213H143ZM170 214H171V213H170ZM190 214H191V213H190ZM214 214H215V213H214ZM256 214H257V213H256ZM256 214H255V215H256ZM24 215H25V214H24ZM39 215H40V214H39ZM145 215H146V214H145ZM236 215H237V214H236ZM244 215H246V214H244ZM29 216H31V215H29ZM34 216H35V215H34ZM184 216H185V215H184ZM199 216H201V215H199ZM251 216H253V215H251ZM259 216H260V215H259ZM262 216H263V215H262ZM64 217H65V216H64ZM64 217H63V218H64ZM98 217H99V216H98ZM102 217H103V215H102ZM142 217H143V216H142ZM154 217H155V216H154ZM190 217H191V216H190ZM239 217H240V216H239ZM257 217H258V216H257ZM263 217H264V216H263ZM32 218H33V217H32ZM85 218H86V217H85ZM112 218H113V217H112ZM114 218H115V217H114ZM138 218H139V217H138ZM138 218H137V220H138ZM199 218H202V217H199ZM204 218H205V217H204ZM245 218H246V217H245ZM247 218L249 219V217H247ZM8 219H9V217H8ZM25 219H26V218H25ZM28 219H29V218H28ZM28 219H27V220H28ZM64 219H66V218H64ZM115 219H116V218H115ZM118 219H119V218H118ZM124 219H125V218H124ZM124 219H123V220H124ZM159 219H160V218H159ZM240 219H241V218H240ZM242 219H243V218H242ZM242 219H241V220H242ZM105 220H106V219H105ZM140 220H141V219H140ZM206 220H208V219H206ZM213 220H214V219H213ZM0 221H1V220H0ZM30 221H31V220H30ZM102 221H103V220H102ZM2 222H3V221H2ZM4 222H6V221H4ZM107 222H108V221H107ZM121 222H122V221H121ZM123 222H125V221H123ZM141 222H142V221H141ZM154 222H155V221H154ZM203 222H204V221H203ZM222 222H223V221H222ZM222 222H221V223H222ZM7 223H8V222H7ZM60 223H61V222H60ZM183 223H185V222H183ZM224 223H225V222H224ZM249 223H250V222H249ZM66 224H67V223H66ZM77 224H78V223H77ZM87 224H88V223H87ZM93 224H95V223H93ZM93 224H92V225H93ZM226 224H227V223H226ZM239 224H240V223H239ZM255 224H256V223H255ZM259 224H260V223H259ZM2 225H3V227H5L4 224H2ZM75 225H76V224H75ZM89 225H91V223H90ZM109 225H111V224H109ZM8 226H9V225H8ZM8 226H7V227H8ZM45 226H46V224H45ZM62 226H63V224H62ZM73 226H74V225H73ZM125 226H126V224H125ZM216 226H217V225H216ZM244 226H245V225H244ZM263 226H264V225H263ZM71 227H72V226H71ZM94 227H95V226H94ZM94 227H93V228H94ZM112 227H113V226H112ZM120 227H121V226H120ZM178 227H179V226H178ZM246 227H248V225H247ZM28 228H29V227H28ZM28 228H27V229H28ZM30 228H31V226H30ZM30 228H29V229H30ZM60 228H61V227H60ZM62 228H64V227H62ZM83 228H84V226H83ZM89 228H90V227H89ZM249 228H250V227H249ZM104 229H105V228H104ZM106 229H107V228H106ZM108 229H109V228H108ZM145 229H146V228H145ZM159 229H160V228H159ZM177 229H178V228H177ZM209 229H210V228H209ZM242 229H244V227H242ZM3 230H4V229H3ZM5 230H6V229H5ZM42 230H43V228H42ZM45 230H46V229H45ZM83 230H84V229H83ZM85 230H86V229H85ZM90 230H91V229H90ZM95 230H96V229H95ZM98 230H99V229H98ZM114 230H115V228L113 229V232H115ZM127 230H128V229H127ZM201 230H202V229H201ZM93 231H94V230H93ZM111 231H112V230H111ZM116 231H117V230H116ZM135 231H136V230H135ZM240 231H241V230H240ZM250 231H251V230H250ZM24 232H26V231H24ZM57 232H58V230H57ZM94 232H95V231H94ZM173 232H174V231H173ZM204 232H205V231H204ZM260 232H262V231H260ZM11 233H13V232H11ZM40 233H41V232H40ZM86 233H87V232H86ZM91 233H92V232H91ZM96 233H97V232H96ZM103 233H104V232H103ZM106 233H108V231H107ZM109 233H110V232H109ZM186 233H187V232H186ZM218 233H219V232H218ZM239 233H242V232H239ZM20 234H21V233H20ZM88 234H89V233H88ZM97 234H98V233H97ZM104 234H105V233H104ZM148 234H149V233H148ZM150 234H151V233H150ZM174 234H175V233H174ZM256 234H257V233H256ZM258 234H259V233H258ZM263 234H264V233H263ZM56 235H57V234H56ZM99 235H101V234H99ZM113 235H115V234H113ZM6 236H7V235H6ZM17 236H18V235H17ZM61 236H62V235H61ZM61 236H60V237H61ZM89 236H91V235L89 234ZM92 236H93V233H92ZM108 236H109V235H108ZM174 236H175V235H174ZM174 236H173V237H174ZM209 236H210V235H209ZM8 237H9V236H8ZM136 237H137V236H136ZM169 237H170V236H169ZM173 237H171V238H173ZM183 237H184V236H183ZM258 237H259V236H258ZM2 238H3V236H2ZM72 238H73V237H72ZM94 238H95V237H94ZM113 238H114V237H113ZM115 238H116V237H115ZM119 238H120V237H119ZM124 238H125V237H124ZM225 238H226V237H225ZM73 239H74V238H73ZM150 239H151V238H150ZM162 239H164V238H162ZM167 239H168V237H167ZM199 239H200V238H199ZM228 239H229V238H228ZM248 239H249V238H248ZM10 240H11V239H10ZM15 240H16V239H15ZM18 240H19V239H18ZM91 240H92V239H91ZM107 240H108V237H107ZM107 240H106V241H107ZM112 240H113V239H112ZM118 240H119V239H118ZM123 240H124V239H123ZM129 240H131V239L129 238ZM129 240H127V241H129ZM134 240H135V239H134ZM139 240H140V239H139ZM148 240H149V239H148ZM240 240H241V239H240ZM253 240H254V239H253ZM2 241H5V240H2ZM6 241H7V239H6ZM8 241H9V240H8ZM16 241H17V240H16ZM79 241H80V240H79ZM127 241H124V242L126 243ZM135 241H136V240H135ZM154 241H155V240H154ZM164 241H165V240H164ZM171 241H172V239H171ZM188 241H189V240H188ZM233 241H234V240H233ZM250 241H251V240H250ZM51 242H52V241H51ZM61 242H62V241H61ZM61 242H60V243H61ZM72 242H74V241H72ZM76 242H77V241H76ZM80 242H81V241H80ZM130 242H131V241H129V243H130ZM137 242H139V241H137ZM169 242H170V241H169ZM172 242H174V241H172ZM1 243H2V242H1ZM58 243H59V242H58ZM62 243H63V242H62ZM99 243H100V242H99ZM110 243H111V242H110ZM112 243H113V242H112ZM112 243H111V244H112ZM114 243H115V241H114ZM117 243H118V242H117ZM117 243H116V244H117ZM141 243H142V242H141ZM155 243H156V242H155ZM157 243H158V241H157ZM252 243H253V242H252ZM6 244H7V243H6ZM6 244H5V245H6ZM14 244H15V243H14ZM65 244H66V243H65ZM70 244H71V243H70ZM77 244H78V243H77ZM105 244H106V243H105ZM118 244H119V243H118ZM131 244H133V243H131ZM131 244H130V245H131ZM138 244H139V243H138ZM62 245H63V244H62ZM72 245H73V244H72ZM84 245H85V244H84ZM119 245H120V244H119ZM119 245H118V246H119ZM124 245H125V244H124ZM226 245H227V244H226ZM253 245H254V244H253ZM7 246H8V245H7ZM15 246H16V245H15ZM15 246H14V247H15ZM33 246H34V244H33ZM81 246H82V245H81ZM102 246H103V245H102ZM134 246H135V244H134ZM134 246H133V247H134ZM150 246H151V245H150ZM154 246H155V245H154ZM224 246H225V245H224ZM230 246H231V245H230ZM241 246H242V245H241ZM61 247H62V246H61ZM88 247H89V246H88ZM104 247H106V246L104 245ZM125 247H127V246H125ZM239 247H240V246H239ZM15 248H17V247H15ZM33 248H34V247H33ZM65 248H66V247H65ZM73 248H74V246H73ZM76 248H77V247H76ZM76 248H75V249H76ZM98 248H99V247H98ZM100 248H101V247H100ZM111 248H112V247H111ZM113 248H114V247H113ZM172 248H173V247H172ZM232 248H233V247H232ZM88 249H89V248H88ZM123 249H124V248H123ZM127 249H128V248H127ZM234 249H235V248H234ZM236 249H237V248H236ZM6 250H8V249H6ZM10 250H11V249H10ZM78 250H79V249H78ZM107 250H108V249H107ZM134 250H135V249H134ZM137 250H138V248H137ZM141 250H142V249H141ZM148 250H149V249H148ZM183 250H184V249H183ZM249 250H250V248H249ZM51 251H52V250H51ZM90 251H91V250H90ZM99 251H100V250H99ZM104 251H106V250H104ZM115 251H117V250H115ZM132 251H133V250H132ZM138 251H139V250H138ZM144 251H145V250H144ZM154 251H155V250H154ZM156 251H157V250H156ZM174 251H175V250H174ZM231 251H232V250H231ZM54 252H55V251H54ZM61 252H62V251H61ZM69 252H70V251H69ZM81 252H82V251H81ZM100 252H101V251H100ZM113 252H114V251H113ZM120 252H121V251H120ZM120 252H119V253H120ZM134 252L136 253V251H134ZM139 252H140V251H139ZM142 252H143V251H142ZM147 252H148V251H146V253H147ZM248 252H249V251H248ZM259 252H260V251H259ZM79 253H80V252H79ZM92 253H93V252H92ZM128 253H129V251H128ZM178 253H179V252H178ZM2 254H3V253H2ZM80 254H81V253H80ZM87 254H89V252H88ZM111 254H112V253H111ZM130 254H131V253H130ZM136 254H138V253H136ZM143 254H144V253H143ZM152 254H154V253H152ZM159 254H160V253H159ZM236 254H237V253H236ZM250 254H251V253H250ZM57 255H58V254H57ZM59 255H60V254H59ZM83 255H84V254H83ZM89 255H90V254H89ZM107 255H108V254H107ZM107 255H106V256H107ZM109 255H110V254H109ZM132 255H133V254H132ZM238 255H239V254H238ZM8 256H9V255H8ZM53 256H54V255H53ZM65 256H66V255H65ZM76 256H77V255H76ZM76 256H75V257H76ZM84 256H85V255H84ZM113 256H114V255H113ZM133 256H135V255H133ZM139 256H141V255H139ZM143 256H144V255H142L141 257H143ZM145 256H146V255H145ZM149 256H150V255L148 254V258H150ZM164 256H165V255H164ZM6 257H7V256H6ZM50 257H51V255H50ZM79 257H80V256H79ZM79 257H78V258H79ZM87 257H88V256H87ZM115 257H116V256H114L112 259H114ZM121 257L124 258V256H121ZM202 257H203V256H202ZM106 258H107V257H106ZM108 258H109V257H108ZM137 258H138V257H137ZM253 258H254V257H253ZM4 259H5V258H4ZM44 259H45V258H44ZM59 259H60V258H59ZM90 259H91V258H90ZM110 259H111V257H110ZM150 259H151V258H150ZM255 259H256V258H255ZM6 260H7V258H6ZM82 260H83V259H81V261H82ZM84 260H85V259H84ZM84 260H83V261H84ZM86 260H87V259H86ZM93 260H95V259H93ZM93 260H92V261H93ZM103 260H104V259H103ZM133 260H135V259H133ZM147 260H148V262L150 261L149 259H147ZM67 261H68V260H67ZM81 261H80V262H81ZM99 261H101V260H99ZM104 261H105V260H104ZM137 261H138V260H137ZM62 262H63V261H62ZM87 262H88V261H87ZM95 262H96V261H95ZM110 262H111V261H110ZM114 262H115V260L113 261V263H114ZM121 262H122V261H121ZM146 262H147V261H146ZM64 263H65V261H64ZM153 263H154V262H153ZM162 263H163V262H162ZM51 264H52V263H51ZM56 264H57V263H56ZM106 264H107V263H106ZM109 264H110V263H109ZM143 264H144V263H143ZM165 264H166V263H165ZM185 264H186V263H185Z\"/></svg>",
  "mask_w": 264,
  "mask_h": 264
}]
</instances>
